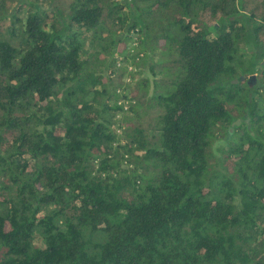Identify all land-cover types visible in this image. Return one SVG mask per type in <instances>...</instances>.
Instances as JSON below:
<instances>
[{"label":"trees","instance_id":"trees-1","mask_svg":"<svg viewBox=\"0 0 264 264\" xmlns=\"http://www.w3.org/2000/svg\"><path fill=\"white\" fill-rule=\"evenodd\" d=\"M0 264H264V0H0Z\"/></svg>","mask_w":264,"mask_h":264},{"label":"rangeland","instance_id":"rangeland-1","mask_svg":"<svg viewBox=\"0 0 264 264\" xmlns=\"http://www.w3.org/2000/svg\"><path fill=\"white\" fill-rule=\"evenodd\" d=\"M133 47H134V44L133 43H130L127 48L130 49L131 50L130 52H132V53L137 52L136 48L133 49ZM149 65L150 64H148L146 66L147 69H146V74H145V75H148V76H149V73H148L149 72L148 71ZM223 146H225V142L224 141L218 142V143L215 144V150H217V148H220V147H223Z\"/></svg>","mask_w":264,"mask_h":264},{"label":"water","instance_id":"water-1","mask_svg":"<svg viewBox=\"0 0 264 264\" xmlns=\"http://www.w3.org/2000/svg\"><path fill=\"white\" fill-rule=\"evenodd\" d=\"M244 78H245V77H242L243 80H244ZM252 79L255 80V79H256V76H252V77L250 78V81H251ZM236 124L239 125V124H240V121L236 122Z\"/></svg>","mask_w":264,"mask_h":264}]
</instances>
